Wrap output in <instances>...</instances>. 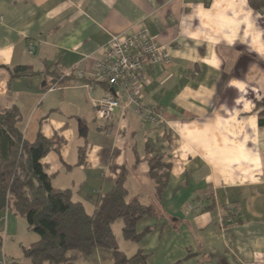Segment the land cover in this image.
<instances>
[{
	"label": "crops",
	"instance_id": "crops-1",
	"mask_svg": "<svg viewBox=\"0 0 264 264\" xmlns=\"http://www.w3.org/2000/svg\"><path fill=\"white\" fill-rule=\"evenodd\" d=\"M140 30L170 49L171 62L149 66L141 87L165 122L153 126L133 106L98 120L84 84L93 97L113 90L89 78L94 61L110 34ZM18 65L33 73L11 77ZM12 106L27 142L50 141L40 163L52 186L87 212L120 172L126 199L152 206L136 224L138 233L149 228L139 241L123 238L122 222L113 230L126 256L264 264V14L247 0H0V109ZM156 156L169 163L160 198L148 174ZM230 206L239 219L223 225ZM23 221L0 212V264H25L21 237L26 246L38 236L21 235ZM103 253L92 256L110 264Z\"/></svg>",
	"mask_w": 264,
	"mask_h": 264
},
{
	"label": "trees",
	"instance_id": "trees-1",
	"mask_svg": "<svg viewBox=\"0 0 264 264\" xmlns=\"http://www.w3.org/2000/svg\"><path fill=\"white\" fill-rule=\"evenodd\" d=\"M247 2L253 10L264 13V0ZM47 72L54 80L64 82L65 77L61 78L56 67L51 70L48 67ZM30 73L33 70L29 66L10 68L11 77ZM19 121L20 113L15 106L0 109V212L8 210L24 218L28 229L38 236L36 241L22 247L30 264H75L78 258L87 259L95 250L110 254V264H148L142 251L126 256L118 248L113 232L112 224L121 220L123 238L139 241L149 228L138 233L136 224L153 210L151 205L136 198L126 199L124 172H120L111 187L97 198L92 212H87L81 202L73 200L69 189L54 188L50 176L44 172L40 160L50 149V141L37 134L33 142H27L17 126ZM148 164V174L160 198L169 163L162 156H156ZM229 208L222 224L239 219L236 206ZM9 264L23 263L11 261Z\"/></svg>",
	"mask_w": 264,
	"mask_h": 264
},
{
	"label": "built area",
	"instance_id": "built-area-1",
	"mask_svg": "<svg viewBox=\"0 0 264 264\" xmlns=\"http://www.w3.org/2000/svg\"><path fill=\"white\" fill-rule=\"evenodd\" d=\"M170 62V50L157 43L147 30L130 35L110 34L102 55L94 61L89 78L95 82L105 83L112 88L113 93L93 97L91 82L84 84L94 116L107 122L117 110L124 111L127 106H133L145 122L153 126L164 123L162 108L147 106L142 102L141 87L149 66L167 65ZM77 76L80 79L86 77L83 72L77 73Z\"/></svg>",
	"mask_w": 264,
	"mask_h": 264
},
{
	"label": "rangeland",
	"instance_id": "rangeland-1",
	"mask_svg": "<svg viewBox=\"0 0 264 264\" xmlns=\"http://www.w3.org/2000/svg\"><path fill=\"white\" fill-rule=\"evenodd\" d=\"M252 9V8H251ZM253 10V9H252ZM255 11V10H254ZM257 12V11H256ZM262 14H264V13H262ZM157 42V41H156ZM157 43H159V42H157ZM159 44H161V45H163V46H165L167 49H169L168 48V46L167 45H165V44H162V43H159ZM170 50V49H169ZM65 76L64 75H62L61 76V78H64ZM22 218V217H21ZM22 220H24V218H22ZM23 222H25V220L23 221ZM120 222H121V220H116L113 224H112V228H113V230H114V232L115 233H120L119 232V224H120ZM25 226H26V229L23 227H21V230H20V233H21V235H23V236H37L36 235V233H34V232H32L31 230H29V229H27L28 227H27V225H26V223H25ZM21 241H22V245H21V247L22 246H24V239L21 237ZM26 246H28V245H26ZM16 247L18 248V244L16 243ZM102 252H104L103 254H108V253H106L105 251H103V250H101ZM104 256H106V255H104ZM22 259H24V263L25 264H30V262H29V260L23 255V258ZM87 260H89L91 263H94V262H96V263H100V264H103L104 263V261H106L105 259H103L102 260V262H99V261H97V257H94V256H90V257H88L87 258Z\"/></svg>",
	"mask_w": 264,
	"mask_h": 264
},
{
	"label": "water",
	"instance_id": "water-1",
	"mask_svg": "<svg viewBox=\"0 0 264 264\" xmlns=\"http://www.w3.org/2000/svg\"><path fill=\"white\" fill-rule=\"evenodd\" d=\"M112 90V89H111Z\"/></svg>",
	"mask_w": 264,
	"mask_h": 264
}]
</instances>
